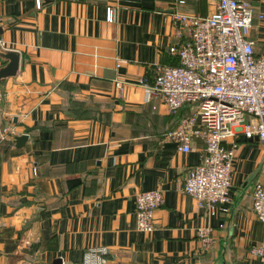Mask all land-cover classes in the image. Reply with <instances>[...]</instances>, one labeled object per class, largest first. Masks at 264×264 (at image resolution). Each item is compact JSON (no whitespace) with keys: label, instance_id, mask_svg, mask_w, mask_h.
<instances>
[{"label":"crops","instance_id":"obj_1","mask_svg":"<svg viewBox=\"0 0 264 264\" xmlns=\"http://www.w3.org/2000/svg\"><path fill=\"white\" fill-rule=\"evenodd\" d=\"M249 1L248 36L264 57V0ZM40 2L0 0V53L20 54L17 75L0 81V264H82L102 248L101 259L120 264H264L251 195L264 182V143L234 141L229 207L211 214L182 192L203 141L183 153L167 138L192 108L171 113L145 99L156 68L178 62L168 51L181 40L174 13L204 16L210 0ZM156 189L154 230L140 232L135 196Z\"/></svg>","mask_w":264,"mask_h":264},{"label":"built area","instance_id":"obj_2","mask_svg":"<svg viewBox=\"0 0 264 264\" xmlns=\"http://www.w3.org/2000/svg\"><path fill=\"white\" fill-rule=\"evenodd\" d=\"M40 3L36 0L37 7ZM210 3L213 9L204 16L174 13L181 40L168 51L178 62L174 66H158L152 85L144 87L146 101H156L171 113L185 106L192 108V113L167 138L175 141L183 153L191 151L193 138L203 141L200 162L187 170L182 192L214 214L229 207L234 141L242 135L264 143V57L255 56L248 36L254 14L250 1ZM115 88L121 96V83L117 82ZM8 131L6 128L4 134ZM227 141H232L231 148ZM251 195L253 215L264 223V182L256 183ZM163 202L159 189L135 196L138 231L154 230L153 213ZM210 234L207 227L197 231L203 250L210 246ZM102 254L104 248L92 249L84 255L82 264H120L101 259ZM251 254L261 257L263 248L253 247Z\"/></svg>","mask_w":264,"mask_h":264},{"label":"water","instance_id":"obj_3","mask_svg":"<svg viewBox=\"0 0 264 264\" xmlns=\"http://www.w3.org/2000/svg\"><path fill=\"white\" fill-rule=\"evenodd\" d=\"M1 34L2 30L0 29V35ZM0 57L8 61L4 67L0 68V81L15 77L19 69L20 54L16 51H4L3 53H0ZM25 140L26 136H21L16 137L14 142L16 146H19L20 143L25 142ZM241 140H245V138H242ZM52 264H62V261L60 259H56Z\"/></svg>","mask_w":264,"mask_h":264},{"label":"rangeland","instance_id":"obj_4","mask_svg":"<svg viewBox=\"0 0 264 264\" xmlns=\"http://www.w3.org/2000/svg\"><path fill=\"white\" fill-rule=\"evenodd\" d=\"M194 10H195V12L194 13H196V14H202V13H200V12H198L199 11V8H198V4L196 3V1H194ZM203 13H204V11H203Z\"/></svg>","mask_w":264,"mask_h":264}]
</instances>
